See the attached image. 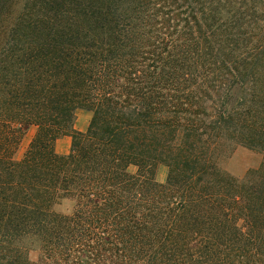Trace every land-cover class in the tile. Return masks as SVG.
<instances>
[{
    "label": "trees",
    "instance_id": "1",
    "mask_svg": "<svg viewBox=\"0 0 264 264\" xmlns=\"http://www.w3.org/2000/svg\"><path fill=\"white\" fill-rule=\"evenodd\" d=\"M14 5L0 0V264H264V164L219 165L264 152V0Z\"/></svg>",
    "mask_w": 264,
    "mask_h": 264
},
{
    "label": "rangeland",
    "instance_id": "2",
    "mask_svg": "<svg viewBox=\"0 0 264 264\" xmlns=\"http://www.w3.org/2000/svg\"><path fill=\"white\" fill-rule=\"evenodd\" d=\"M15 5L13 6L14 13L18 14L24 7L26 0H14ZM92 113L86 109H78L76 111L74 128L77 131H86L90 123ZM36 126L31 125L26 130L24 136L21 139L19 148L16 153L17 158H21L27 150L32 137L36 132ZM72 137L70 135H66ZM65 137L62 136V138ZM61 138V137H60ZM70 146V144H69ZM65 148V147H64ZM70 149V147H69ZM59 151V150H58ZM264 164V152L256 149H251L245 146H237L232 153L222 156L219 161V165L222 169L229 172L231 175L237 178H244L249 171L256 170ZM137 167L131 165L129 171L135 173ZM167 168L164 165H160L157 169L156 179L158 182L163 183L167 177ZM73 202L70 199H63L60 203L55 205V209L59 212L68 213L72 210ZM31 258H36V252H31Z\"/></svg>",
    "mask_w": 264,
    "mask_h": 264
},
{
    "label": "crops",
    "instance_id": "3",
    "mask_svg": "<svg viewBox=\"0 0 264 264\" xmlns=\"http://www.w3.org/2000/svg\"><path fill=\"white\" fill-rule=\"evenodd\" d=\"M71 142H72V140L70 139V137H68L66 135L63 138L62 137L59 138L56 141V144H55L56 151L58 153H60V154H66V153H68L70 151L69 147H71ZM69 144H70V146H69Z\"/></svg>",
    "mask_w": 264,
    "mask_h": 264
}]
</instances>
